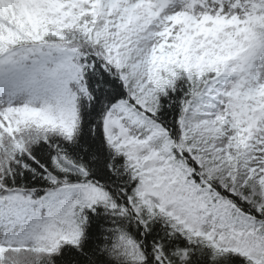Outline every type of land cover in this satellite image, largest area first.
Wrapping results in <instances>:
<instances>
[{"label": "snow or ice", "instance_id": "1", "mask_svg": "<svg viewBox=\"0 0 264 264\" xmlns=\"http://www.w3.org/2000/svg\"><path fill=\"white\" fill-rule=\"evenodd\" d=\"M0 264H264V0H0Z\"/></svg>", "mask_w": 264, "mask_h": 264}]
</instances>
